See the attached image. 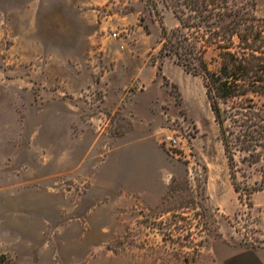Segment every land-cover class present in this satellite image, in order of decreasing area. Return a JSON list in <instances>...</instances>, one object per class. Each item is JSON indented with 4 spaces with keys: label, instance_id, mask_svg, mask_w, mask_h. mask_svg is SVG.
Masks as SVG:
<instances>
[{
    "label": "rangeland",
    "instance_id": "1",
    "mask_svg": "<svg viewBox=\"0 0 264 264\" xmlns=\"http://www.w3.org/2000/svg\"><path fill=\"white\" fill-rule=\"evenodd\" d=\"M238 4L264 17V0ZM163 26H179L163 2L0 0V253L12 264H227L264 249V187L250 192L264 160L236 156L238 193L202 79L159 54Z\"/></svg>",
    "mask_w": 264,
    "mask_h": 264
},
{
    "label": "trees",
    "instance_id": "2",
    "mask_svg": "<svg viewBox=\"0 0 264 264\" xmlns=\"http://www.w3.org/2000/svg\"><path fill=\"white\" fill-rule=\"evenodd\" d=\"M147 2L156 10L163 2L179 21L176 28L162 27L159 54L202 79L233 185L242 194L236 156L250 166L264 160V17L238 0ZM263 187L264 182L250 192ZM0 264L12 262L0 253Z\"/></svg>",
    "mask_w": 264,
    "mask_h": 264
},
{
    "label": "crops",
    "instance_id": "3",
    "mask_svg": "<svg viewBox=\"0 0 264 264\" xmlns=\"http://www.w3.org/2000/svg\"><path fill=\"white\" fill-rule=\"evenodd\" d=\"M129 179V176L128 179L124 178L123 187L130 188L131 190L135 189L134 192H137L143 186V180L136 177ZM227 264H264V249L245 250L234 257L231 262H227Z\"/></svg>",
    "mask_w": 264,
    "mask_h": 264
},
{
    "label": "built area",
    "instance_id": "4",
    "mask_svg": "<svg viewBox=\"0 0 264 264\" xmlns=\"http://www.w3.org/2000/svg\"><path fill=\"white\" fill-rule=\"evenodd\" d=\"M116 38V35H114ZM162 144L169 150H174L180 147L181 139L176 134H165L162 139Z\"/></svg>",
    "mask_w": 264,
    "mask_h": 264
}]
</instances>
